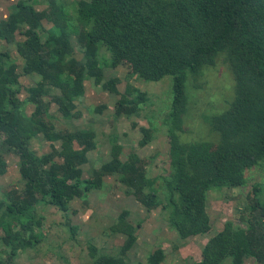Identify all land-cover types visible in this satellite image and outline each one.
Instances as JSON below:
<instances>
[{
    "label": "trees",
    "instance_id": "trees-1",
    "mask_svg": "<svg viewBox=\"0 0 264 264\" xmlns=\"http://www.w3.org/2000/svg\"><path fill=\"white\" fill-rule=\"evenodd\" d=\"M50 11L38 12L27 3L0 21V39L17 41L18 53L25 63L26 75L41 79L30 90L27 103L35 107L28 116L19 99L17 66L4 64L0 58V134L6 146L19 158L24 190L10 191L0 199V252L6 255L0 264H10L22 249L35 247L44 239V216L37 206L44 203L67 212L75 200H82L105 188L106 177H115L126 194L148 212L163 210L181 239L204 236L212 231L207 204L212 192L242 189L246 173L264 166V0H85L77 4L79 29L66 19L63 7L50 0ZM53 23L45 34L42 21ZM72 36L84 49L86 64L75 57ZM225 53L234 74L236 97L230 109L208 122L220 136L218 146L184 145L178 133L183 130V116L189 107L187 81L215 65ZM8 57V56H7ZM126 65L129 74L144 82L173 78V100L169 114L168 135L172 174L164 179L165 202L155 193H147L149 182L143 161L132 155L122 160L123 147H112L111 160L96 169L89 179L82 167L89 153L96 150L93 132L55 133L50 105L66 120L79 119L75 100L84 93V82L93 78L102 83L103 68ZM118 78L103 84V89L118 94ZM58 89L47 103L48 89ZM128 85L116 107L117 117H133L143 95ZM131 97V98H130ZM142 147L152 141V132L141 129ZM58 140L60 148L37 154L35 139ZM8 164L0 155V176ZM261 190L254 188L247 196L248 206L241 214L242 224L228 222L212 238L196 264H244L246 259L264 262V202ZM124 211L110 228L112 234L124 235L126 241L118 257L101 255L90 247L92 264H126L125 258L137 243L138 226ZM72 233L76 232L74 227ZM163 250L148 258L147 264H162ZM142 264V263H140Z\"/></svg>",
    "mask_w": 264,
    "mask_h": 264
},
{
    "label": "rangeland",
    "instance_id": "rangeland-1",
    "mask_svg": "<svg viewBox=\"0 0 264 264\" xmlns=\"http://www.w3.org/2000/svg\"><path fill=\"white\" fill-rule=\"evenodd\" d=\"M79 1L57 0L63 7L66 19L79 29L76 9ZM24 2L32 5L36 11H50V0H0V21L8 19L18 11V4ZM47 38V31L53 30V23L42 21ZM16 41L8 43L0 39V58L8 67L17 66L20 81L19 99L25 104V111L30 116L35 107L27 103L30 90L40 81L37 75H26L25 63L18 53L17 41L25 38L17 35ZM75 46V57L79 64H86L84 49L79 45L76 36H72ZM8 56V57H7ZM126 65L117 69L110 66L103 68V81L96 83L90 78L84 82V93L74 102L81 113L79 119L66 120L54 103L50 105V116L55 125V133L93 132L96 135V150L89 153L88 163L82 167L84 178H91L96 169L111 160L112 147H123L122 160L125 162L132 155H137L147 171L149 182L147 193H155L165 202L164 179L173 170L170 161V140L168 135V119L173 100V78L168 76L158 82H144L137 76L129 74ZM118 78V94L103 89V84ZM128 85H132L137 93L133 97L143 95L145 103L141 104L133 117H117L116 107L121 96L126 94ZM234 74L225 53L215 59V65L205 68L202 73L193 77L189 75L187 92L189 107L183 116V130L178 133L184 145L203 144L210 147L218 146L220 136L213 131L208 122L210 119L227 112L236 97ZM47 103L54 96H62L58 89H48ZM52 96V97H51ZM131 98V97H130ZM152 132V141L142 147L144 134L141 129ZM4 136L0 134V155L8 164L7 173L0 176V199L10 191L24 190L26 181L20 174L19 158L9 149ZM58 140L35 139L31 146L37 154L51 153L60 148ZM247 185L242 189H227L212 192L208 199V212L212 219V231L204 236L181 239L178 232L168 221L163 210L148 212L134 198L126 194V187L118 178L106 177L105 188L95 191L85 199H78L70 204L67 212L58 210L44 203L38 204L37 215L44 216L42 232L44 239L39 245L22 249L10 264H92L90 247L95 246L102 255L120 256L126 241L124 235L112 234L110 228L124 211L129 212L128 221L138 226L137 243L125 258L126 264H147L152 253L161 249L165 255L162 264H196L202 260V251L221 231L228 222L242 224L241 214L248 206L247 196L254 188L259 187V199L264 202V166L246 173ZM76 232L73 234L71 228ZM0 252V259L5 257ZM225 264H233L229 259ZM244 264H264L254 259H246Z\"/></svg>",
    "mask_w": 264,
    "mask_h": 264
},
{
    "label": "crops",
    "instance_id": "crops-1",
    "mask_svg": "<svg viewBox=\"0 0 264 264\" xmlns=\"http://www.w3.org/2000/svg\"><path fill=\"white\" fill-rule=\"evenodd\" d=\"M198 237H200V236H198ZM192 238H194V237H192ZM208 244V243H207Z\"/></svg>",
    "mask_w": 264,
    "mask_h": 264
}]
</instances>
